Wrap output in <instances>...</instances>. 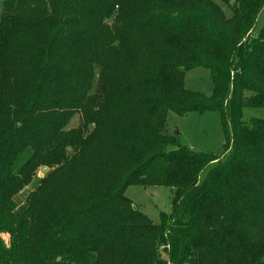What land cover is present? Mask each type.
<instances>
[{
  "label": "trees",
  "instance_id": "1",
  "mask_svg": "<svg viewBox=\"0 0 264 264\" xmlns=\"http://www.w3.org/2000/svg\"><path fill=\"white\" fill-rule=\"evenodd\" d=\"M223 4L2 1L0 264H264V120H244L264 109V0ZM197 68L211 96L186 89ZM209 112L219 155L167 133ZM130 186L172 189L170 213L154 225Z\"/></svg>",
  "mask_w": 264,
  "mask_h": 264
},
{
  "label": "rangeland",
  "instance_id": "2",
  "mask_svg": "<svg viewBox=\"0 0 264 264\" xmlns=\"http://www.w3.org/2000/svg\"><path fill=\"white\" fill-rule=\"evenodd\" d=\"M2 1L0 0V15ZM215 1L222 7L227 17L232 16L231 10L223 4V0ZM263 23L264 11L258 17L254 28L255 33L261 30ZM185 87L191 92L211 96L213 93V82L210 72L204 68H197L187 72ZM251 119L264 120V109H246L244 111V120L249 121ZM80 121V116H76L71 127L78 126ZM166 128L167 133L170 135H178L182 146L196 153L219 155L226 142L222 119L218 112L190 113L184 116L170 113L167 118ZM45 175L39 172L37 177L42 178ZM32 189L33 187L22 194V198H20L21 204L25 202ZM126 196L133 202L136 209L144 214L154 225H158L161 220V214L170 213L173 191L162 186H130L126 191ZM4 239L7 240V237H4Z\"/></svg>",
  "mask_w": 264,
  "mask_h": 264
},
{
  "label": "water",
  "instance_id": "3",
  "mask_svg": "<svg viewBox=\"0 0 264 264\" xmlns=\"http://www.w3.org/2000/svg\"><path fill=\"white\" fill-rule=\"evenodd\" d=\"M40 172L41 174L45 175L48 172V168L43 167L41 168Z\"/></svg>",
  "mask_w": 264,
  "mask_h": 264
}]
</instances>
